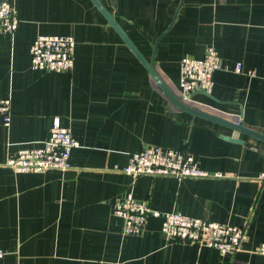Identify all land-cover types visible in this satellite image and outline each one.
Masks as SVG:
<instances>
[{"label":"crops","instance_id":"obj_1","mask_svg":"<svg viewBox=\"0 0 264 264\" xmlns=\"http://www.w3.org/2000/svg\"><path fill=\"white\" fill-rule=\"evenodd\" d=\"M11 1L20 22L0 37V99L12 102L8 126L0 113V264H264L254 251L264 242V139L178 108L93 0ZM99 1L179 98L181 59L215 46L225 67L193 101L264 134V0ZM60 33L77 40L73 71L33 68L32 41ZM56 118L80 141L69 168L7 164L40 146ZM153 144L194 153L208 175L120 170ZM129 193L162 211L245 226L243 247L231 255L168 238L161 217L123 235L113 204Z\"/></svg>","mask_w":264,"mask_h":264},{"label":"built area","instance_id":"obj_2","mask_svg":"<svg viewBox=\"0 0 264 264\" xmlns=\"http://www.w3.org/2000/svg\"><path fill=\"white\" fill-rule=\"evenodd\" d=\"M226 1V0H219ZM20 19L11 0H0V37H13ZM77 40L72 34H40L31 43V65L35 69L57 73H71L75 63ZM225 67L220 52L213 45L205 49L202 57L185 56L180 61V87L185 100L195 91L210 94L214 87V72ZM238 62L236 70L242 71ZM253 75L256 69L248 71ZM0 113L5 125H9L12 114L11 98L0 99ZM80 146L76 136L56 118L47 137L40 146L22 147L8 157L7 164L17 172H42L49 169H67L70 156ZM120 170L134 177L168 175L178 179L207 176L194 153L182 148L164 145H148L129 157ZM257 178L264 181V171ZM113 213L121 219L123 235L140 234L150 217L162 218V231L168 238L189 240L218 249L221 253L235 255L246 238V227L207 220L187 215L179 210L162 211L147 201L136 199L131 193L113 204ZM264 254V242L254 249ZM5 251L0 248V257Z\"/></svg>","mask_w":264,"mask_h":264},{"label":"water","instance_id":"obj_3","mask_svg":"<svg viewBox=\"0 0 264 264\" xmlns=\"http://www.w3.org/2000/svg\"><path fill=\"white\" fill-rule=\"evenodd\" d=\"M94 3L101 9V11L106 15V17L108 18V20L110 21V23L119 31V33L121 34V36L124 38V40L127 42V44L133 49V51L143 60V62L147 65V68L149 69L150 73L152 74V76L156 79V81H158V83L160 84V86L164 89V91L166 92V94L169 96V98L173 101V103L180 109L187 111L188 113H191L194 116H200L212 121H218L221 123H224L226 125H229L230 127H232L233 129L237 130L238 132H243V133H247L250 134L252 136H255L257 138L260 139H264V134L260 133L258 131H255L253 129H250L248 127H245L241 120L238 118L235 119H227L224 118L220 115H218V113H216V111H212L209 109V106L204 105V104H200L197 103L195 101H193V95H195V93L198 92H202V91H197V92H193L190 96H189V102L183 98H179L161 79L160 77L157 75V73L155 72V70L153 69V65L152 63H147V61L142 57V55L139 53L138 49L136 48V46L132 43V41L128 38V36L125 34V32L123 31V29L119 26V24L116 22V20L114 19V17L111 15V13H109L104 6L102 5V3L99 0H93ZM203 93V92H202ZM234 140H240L239 138H233Z\"/></svg>","mask_w":264,"mask_h":264}]
</instances>
